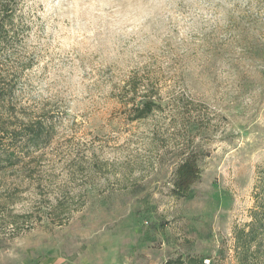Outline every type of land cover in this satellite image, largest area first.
<instances>
[{"label": "rangeland", "instance_id": "obj_1", "mask_svg": "<svg viewBox=\"0 0 264 264\" xmlns=\"http://www.w3.org/2000/svg\"><path fill=\"white\" fill-rule=\"evenodd\" d=\"M8 1L0 122L49 139L0 173V264H240L264 185V0ZM189 153L201 178L174 197Z\"/></svg>", "mask_w": 264, "mask_h": 264}, {"label": "trees", "instance_id": "obj_2", "mask_svg": "<svg viewBox=\"0 0 264 264\" xmlns=\"http://www.w3.org/2000/svg\"><path fill=\"white\" fill-rule=\"evenodd\" d=\"M14 8L10 1L0 0V49L8 40V24L12 20ZM3 81V82H2ZM5 77L0 78V97L14 89L5 87ZM3 84V85H2ZM139 115L137 118L147 117L156 104L146 95L141 97L137 104ZM49 139L41 119H31L20 125L7 126L0 122V173L10 168L20 166L24 157L40 149ZM45 140V141H44ZM202 168L198 158L189 153L177 164L170 184V194L174 197H190L194 185L200 180ZM255 193L256 204L251 211V220L235 228V251L240 264H250L249 254L262 250L264 246V185L259 186ZM165 264H184L181 259H168ZM187 264H206L197 258H190Z\"/></svg>", "mask_w": 264, "mask_h": 264}, {"label": "clouds", "instance_id": "obj_3", "mask_svg": "<svg viewBox=\"0 0 264 264\" xmlns=\"http://www.w3.org/2000/svg\"><path fill=\"white\" fill-rule=\"evenodd\" d=\"M120 7L128 10V11H144L145 9L147 10H153V6L152 5H148V4H133V3H127V4H123Z\"/></svg>", "mask_w": 264, "mask_h": 264}, {"label": "crops", "instance_id": "obj_4", "mask_svg": "<svg viewBox=\"0 0 264 264\" xmlns=\"http://www.w3.org/2000/svg\"><path fill=\"white\" fill-rule=\"evenodd\" d=\"M37 264H63L59 262V258L53 255H46Z\"/></svg>", "mask_w": 264, "mask_h": 264}]
</instances>
